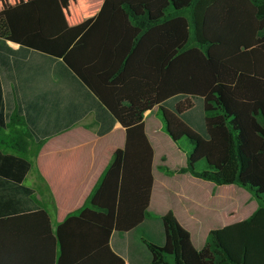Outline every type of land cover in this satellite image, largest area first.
<instances>
[{"label": "trees", "instance_id": "trees-1", "mask_svg": "<svg viewBox=\"0 0 264 264\" xmlns=\"http://www.w3.org/2000/svg\"><path fill=\"white\" fill-rule=\"evenodd\" d=\"M153 108L192 146L184 168L161 173L239 186L264 208V0H103L51 39L33 3L0 12V264H264V233L249 248L212 230L197 251L171 213L147 212ZM90 113L98 137L119 124L124 146L53 226L23 185L30 159Z\"/></svg>", "mask_w": 264, "mask_h": 264}, {"label": "crops", "instance_id": "crops-1", "mask_svg": "<svg viewBox=\"0 0 264 264\" xmlns=\"http://www.w3.org/2000/svg\"><path fill=\"white\" fill-rule=\"evenodd\" d=\"M29 2L38 11L39 30L47 39L95 20L103 5V0H99L93 12L87 14L89 0H0V12ZM8 45L14 50L18 48ZM143 125L153 152L147 212L154 216L171 213L190 234L197 251L212 230L230 233L237 245L254 248L264 233V208L239 186H215L189 174L167 176L161 173L158 170L161 165L173 170L184 168L185 152L164 132L157 108L144 113ZM8 133V130L0 131V149L7 153ZM124 142V130L117 123L109 133L98 137L97 125L90 113L72 128L48 139L30 159L32 169L26 174L23 185L30 176L29 188L48 212L53 226L84 205L112 153L122 149Z\"/></svg>", "mask_w": 264, "mask_h": 264}, {"label": "rangeland", "instance_id": "rangeland-1", "mask_svg": "<svg viewBox=\"0 0 264 264\" xmlns=\"http://www.w3.org/2000/svg\"><path fill=\"white\" fill-rule=\"evenodd\" d=\"M99 3V0H89V2L87 3L88 5V9H87V14L93 12L95 6H97V4ZM179 147L184 151V152H190L192 146L185 140L182 139L181 141H179L178 143ZM32 152V150H31ZM199 167L202 169L204 167V162H201L199 164ZM30 176L27 177L26 181H25V185L28 187H31L30 184Z\"/></svg>", "mask_w": 264, "mask_h": 264}]
</instances>
